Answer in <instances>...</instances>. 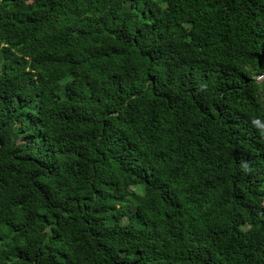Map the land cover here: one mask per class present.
I'll use <instances>...</instances> for the list:
<instances>
[{
	"label": "trees",
	"instance_id": "1",
	"mask_svg": "<svg viewBox=\"0 0 264 264\" xmlns=\"http://www.w3.org/2000/svg\"><path fill=\"white\" fill-rule=\"evenodd\" d=\"M0 264H264V0H0Z\"/></svg>",
	"mask_w": 264,
	"mask_h": 264
}]
</instances>
